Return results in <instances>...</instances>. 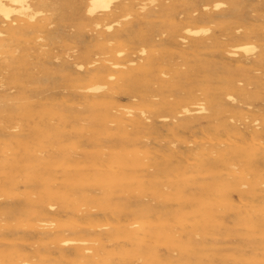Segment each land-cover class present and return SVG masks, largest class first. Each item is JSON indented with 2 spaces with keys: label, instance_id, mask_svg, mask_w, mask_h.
<instances>
[{
  "label": "bare ground",
  "instance_id": "6f19581e",
  "mask_svg": "<svg viewBox=\"0 0 264 264\" xmlns=\"http://www.w3.org/2000/svg\"><path fill=\"white\" fill-rule=\"evenodd\" d=\"M73 1L0 0V264H264V0Z\"/></svg>",
  "mask_w": 264,
  "mask_h": 264
},
{
  "label": "rangeland",
  "instance_id": "374dc122",
  "mask_svg": "<svg viewBox=\"0 0 264 264\" xmlns=\"http://www.w3.org/2000/svg\"><path fill=\"white\" fill-rule=\"evenodd\" d=\"M80 1L81 0H78V1H75V2L73 1L70 4L65 5L63 7V12L66 15H72L73 14V11H74L73 4H78ZM178 1H182V0H178ZM221 1H224L225 2L226 7L230 5V1L229 0H221ZM252 3H253L252 5H254V7H256L257 2L256 3L252 2ZM249 11H251V9H249ZM254 14H256V13H254ZM70 20L71 19H66V20H63V21L69 24L71 22ZM53 21H54L55 25L60 23V18H59V16L57 14L54 15V20ZM69 25H71V24H69ZM70 29L73 30V28H70ZM53 41H54V36L51 37L50 39L46 40V42H48V43L53 42Z\"/></svg>",
  "mask_w": 264,
  "mask_h": 264
}]
</instances>
